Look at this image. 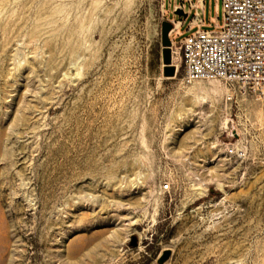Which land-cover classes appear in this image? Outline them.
I'll list each match as a JSON object with an SVG mask.
<instances>
[{
	"label": "rangeland",
	"instance_id": "obj_1",
	"mask_svg": "<svg viewBox=\"0 0 264 264\" xmlns=\"http://www.w3.org/2000/svg\"><path fill=\"white\" fill-rule=\"evenodd\" d=\"M180 4L0 0V264H264V83L165 75Z\"/></svg>",
	"mask_w": 264,
	"mask_h": 264
},
{
	"label": "built area",
	"instance_id": "obj_2",
	"mask_svg": "<svg viewBox=\"0 0 264 264\" xmlns=\"http://www.w3.org/2000/svg\"><path fill=\"white\" fill-rule=\"evenodd\" d=\"M181 2L180 8L189 5L187 15L193 12L187 30H195L179 41L171 39L170 50L171 57L179 55L185 77L222 80L240 92L260 88L264 83V0H222L220 29L203 28L205 0ZM228 153L234 150L229 148Z\"/></svg>",
	"mask_w": 264,
	"mask_h": 264
},
{
	"label": "water",
	"instance_id": "obj_3",
	"mask_svg": "<svg viewBox=\"0 0 264 264\" xmlns=\"http://www.w3.org/2000/svg\"><path fill=\"white\" fill-rule=\"evenodd\" d=\"M177 14H181V10L176 11ZM186 16V15H185ZM172 29V24L169 21H163L161 24V43H162V58L164 62V74L173 75L174 66L171 64V40L169 38V32Z\"/></svg>",
	"mask_w": 264,
	"mask_h": 264
},
{
	"label": "crops",
	"instance_id": "obj_4",
	"mask_svg": "<svg viewBox=\"0 0 264 264\" xmlns=\"http://www.w3.org/2000/svg\"><path fill=\"white\" fill-rule=\"evenodd\" d=\"M185 6H187V8L189 7L188 3H185Z\"/></svg>",
	"mask_w": 264,
	"mask_h": 264
}]
</instances>
